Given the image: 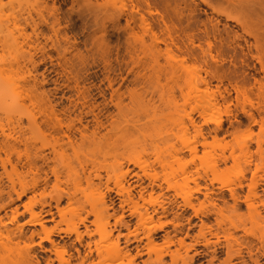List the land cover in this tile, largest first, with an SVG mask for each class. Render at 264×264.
I'll use <instances>...</instances> for the list:
<instances>
[{
	"label": "rangeland",
	"instance_id": "obj_1",
	"mask_svg": "<svg viewBox=\"0 0 264 264\" xmlns=\"http://www.w3.org/2000/svg\"><path fill=\"white\" fill-rule=\"evenodd\" d=\"M150 2L148 7L137 0H0V26L11 31L20 42L18 52H13L4 44L5 34H0V92L9 95L0 100V156L7 159L6 170L0 166V196L3 197L0 206L9 202L7 192L11 191V179L16 181L18 174L26 171L11 148L19 146L23 162L32 160L38 167H44L40 176L50 170L48 166L62 171L58 188H53L54 178L48 172L51 176L48 193H54L55 189L81 199L96 196L97 186L92 187L86 181L89 173L99 171L102 174V191L106 184L115 189V174H120L131 196L142 205L141 211L149 208L151 212L149 204L139 200L141 193L148 199L151 190L142 171L148 163V171L157 174L156 183L161 185V188L155 187L153 196L157 197V203L166 207V211L157 207L154 218L165 224V230L171 236L184 237L188 229L190 235H194L202 223L216 227L219 223L229 225L230 222L245 226L251 235L258 233L260 236L264 234V224L252 223L245 207L238 214L226 210L218 216L197 217L184 205L182 197L193 195L202 201L204 193H208L213 201L223 206L217 200L219 196L230 201V194L235 189L247 193L256 165L262 166L256 179L264 176V123L258 115L259 112L264 116V97L258 95L256 88L248 91L246 96L237 97L228 83L231 80L233 84L238 82L250 87L253 76L261 78L263 72L257 57H264V52L257 54L252 49L249 54L246 45L253 43V38L247 36L234 20L226 18L229 14L243 19L239 7L214 1L208 5L203 0ZM253 8L264 19V13L256 6ZM141 15L158 32L163 29L161 18L164 15L185 45L190 38H194L197 45L206 35H216V44L219 45L221 38L224 45L212 51L216 61L209 58V68L201 51L192 46L186 55L174 51L172 58L168 54L160 57L161 65L168 62L176 65L173 76L152 68H138L134 60L141 59L143 54L133 53L131 41L133 32L136 37L145 35L144 30L133 22L134 18L138 22ZM251 16L249 20L256 21L258 16ZM257 31L264 34V24ZM235 33L240 36L238 42L243 51L239 46L236 50L232 47ZM16 57L19 64H16ZM207 69L214 78L205 73ZM217 77L224 78L223 83ZM202 78L210 80L208 95L202 91ZM192 82L199 97L186 101L175 83L186 86ZM218 86L221 91L228 87L230 94L224 93L222 98L217 94ZM161 91L165 95H161ZM189 91L184 88L185 94ZM208 100L216 107L202 115L201 107ZM52 108L63 126L75 121L73 127L79 128L72 144H63V149L56 142L59 136L54 131L58 127L57 121L50 120ZM250 113L255 114L256 123H251ZM190 118L197 126H202L207 140L205 146L200 144L202 138H197L189 125ZM217 121H221L219 126ZM192 145L197 146L196 154L188 150ZM53 147L56 155L52 153ZM233 150L234 155L230 157ZM39 154L50 158L48 165L42 164ZM223 155L229 157L225 162ZM157 157L161 164L156 161ZM134 159H140V163H135ZM196 170L202 175L200 192H196L197 186L192 181V177L197 176ZM23 175L28 180L33 176L27 172ZM240 183L242 187H239ZM258 191L263 192L260 188ZM12 197L15 199L14 194ZM112 197V206L119 211L120 197L115 193ZM26 201L27 197L16 200L6 210L7 215H12L17 208L14 216L18 225L24 224L29 217L24 208ZM6 211H1L0 216L4 217ZM109 211L113 212L112 209ZM68 213L62 228L67 223L78 222L77 213ZM84 216L82 212L81 217ZM89 220L92 224L87 222V225L94 231L95 218L90 216ZM4 221L8 227H13L8 218L4 217ZM135 221V218L131 220L132 223ZM113 222L110 219L111 227ZM45 225L49 228L53 223ZM39 229V226L24 225L27 235ZM80 229L82 231L84 227ZM122 232L126 233V230L122 229ZM163 235L164 232L158 233V242H162ZM241 235L239 231L237 236ZM98 238L95 235L92 240ZM85 239L89 241L86 236ZM64 241L71 246L78 245L74 235L64 237ZM39 243L49 247L41 237L35 236L36 249H39ZM121 243L123 246V237ZM193 253L188 252L189 255ZM149 258L155 259V254L149 256L145 251L137 258V263L143 264ZM207 259L191 264H208ZM165 261L169 264L170 257L166 256Z\"/></svg>",
	"mask_w": 264,
	"mask_h": 264
},
{
	"label": "bare ground",
	"instance_id": "obj_2",
	"mask_svg": "<svg viewBox=\"0 0 264 264\" xmlns=\"http://www.w3.org/2000/svg\"><path fill=\"white\" fill-rule=\"evenodd\" d=\"M144 2L150 7V0H137ZM216 2L218 4L226 2L229 5L239 7L244 18H234L229 14L226 15L227 19L234 20L239 24L244 33L252 37L254 42L247 44V50L250 54L252 49L257 54L264 52V34H260L257 29L264 24V19L259 16L252 6L258 7V9L264 13V0H203L206 4L210 2ZM138 5V3H137ZM139 10V9H138ZM252 14L258 16L256 21L251 22L249 19L252 18ZM133 22L138 27L144 30L145 35L136 37V33L133 32L132 49L133 53H142L143 57L138 60H134L138 68L142 69L152 68L158 72L165 71L171 76L176 73V65L173 63H166L161 65L160 57L164 54H168L171 58L174 56L173 52L177 51L181 55H186L187 50L197 47L205 58V64L209 68L210 60H214L212 57V51L221 49L224 45L223 40L219 39V45L216 44L218 37L216 35L210 37L206 35L203 42L194 44V38L188 39V45L184 44V40L174 30V25L164 15H162L161 22L163 29L156 31L152 23L144 16L133 19ZM0 34H5V45H8L13 52H18L19 39L14 36L11 31H7L1 28ZM147 37V38H146ZM232 39L233 49L239 46L242 51L243 47L238 42L240 36L235 35ZM147 42H149L147 44ZM163 45L164 48L161 46ZM229 47L231 45L229 44ZM209 58H211L209 60ZM260 62V70L263 72L261 78L253 76V82L251 86L245 84L240 85L238 82L233 84V81L228 80L229 85L235 90L237 97L246 96L248 91H252L254 88L257 89L258 95L264 97V57H257ZM16 64H19L18 57H16ZM205 73L214 78L213 74L208 69ZM220 83H223L224 78L217 77ZM203 89L202 91L208 95L210 86V80L205 78L201 79ZM180 93L185 97L186 101L196 100L199 97L198 89L194 82L190 85L180 86ZM188 88L190 91L185 94L184 88ZM225 94H230V89L224 87L221 91L218 86L217 94L222 98ZM165 95L163 91L160 93ZM7 94L0 92V100L6 98ZM12 97V96H11ZM216 105L213 101L208 100L205 105L201 107V114H208L215 109ZM259 111V108H258ZM262 111L264 112V103L262 104ZM261 123H264V116L258 112ZM249 118L251 123H256L255 114L250 113ZM55 119L57 121V128L54 129L59 135L56 138V142L63 149V144H72L74 134L79 128L73 127L74 122L64 125L66 130H63L62 120L56 116L55 111L51 109L50 120ZM81 124V118L78 120ZM221 121H217L216 125H220ZM183 127L186 128L185 123H182ZM189 125L195 130V136L202 138L201 145L207 144L206 137L203 132L202 126H197L193 118L189 119ZM62 142V144L59 143ZM6 148L8 145H5ZM17 154V159L21 163L22 169H26L25 172L33 174L30 180L27 179L25 172H21L17 176V180L11 179V191L7 192L9 202L0 206L1 211H6L11 203L16 200H22L27 197V201L24 203L25 211L29 217L24 224L18 225L17 218L12 215H7V211L4 217L8 218L9 223L12 224V228L8 227L4 222V217L0 216V264H138L137 258L142 257L146 251L149 256L154 253L155 259L149 258L143 261V264H167L165 257L168 256L171 259L169 264H191L199 262L206 258L208 264L218 262V264H264V234L258 236V233L249 231L243 225H236L230 222L229 225L217 224L216 227L206 226L204 223L200 226V229L194 235H190L189 229L185 233L184 237L171 236L169 231L165 230V224L161 223L159 219L155 220V215L158 213L157 207L166 211V207L157 203V197L153 196L155 187L161 188V185L156 183L157 174L150 173V164L143 166V176L149 180L151 187L148 193V199L145 198L144 194L139 195V200L144 203H148L152 208L149 212V208H145L144 212L141 211L142 205L139 204L138 200H135L131 196L130 191L123 184V176L115 174L116 187L115 189L110 187L108 184H104V191L101 190L102 174L99 171L89 173L86 178L88 185L96 187L98 191L96 196L76 198L75 195H71L66 192L64 195L63 190L57 191L54 189V193L46 192L48 186H51V176L54 178L53 188H58V183L62 175V171L57 167H50L49 171H44V176H40L39 172L44 170V167H38L36 162L28 160L23 162L21 155V149L19 146L11 147ZM53 154L56 155V148L53 147ZM191 154L197 153V146L192 145L188 147ZM1 151V148H0ZM234 150L230 153V157H233ZM39 158L42 164L48 165L49 157L46 154H39ZM229 157L223 155V162L227 161ZM6 161L0 156V163L2 169L6 170ZM135 163H140V159H134ZM156 161L161 164L159 157ZM14 170H17L14 168ZM262 171V166H255V171L252 173L251 183L247 185V193L243 194L238 190H233L230 194L228 201L224 196H219L218 201L222 202L223 206L219 205L216 201H213L208 193H204V199L201 201L197 196L186 195L182 197L184 205L190 208L194 215L208 216V215H220L224 211L228 210L233 213H237L245 207L248 213V219L255 225L264 224V176L260 179H256L258 172ZM50 172V175L49 173ZM196 177H192V181L195 182L197 189L196 192H200L199 179H202L199 171L196 170ZM109 175V171H107ZM194 176V175H193ZM110 177L108 176V182ZM173 188V185H169ZM242 187V184H239ZM263 192L260 194L258 189ZM206 190L207 187H205ZM1 183H0V194H1ZM112 193L120 197V210L117 211L112 205H114V199ZM15 195V199L12 195ZM29 195V196H28ZM2 199L3 197L0 196ZM195 199V200H194ZM65 202V203H64ZM110 202V205L108 204ZM209 205H208V204ZM127 208V209H126ZM110 209L113 210L110 213ZM128 211V214L126 212ZM77 213L78 222L67 223L65 228L61 227L62 222L66 218V214ZM84 212L85 216L81 217V213ZM93 216L95 221L93 224L96 225V229L91 231L87 222H92L89 217ZM58 218V219H57ZM126 218L136 219L135 223L131 220L127 221ZM110 219L114 222L110 223ZM45 223H53L52 227L47 228ZM24 225L39 226V230H33L29 235L24 231ZM80 227H84L81 231ZM133 227V228H132ZM122 229L126 230V233L122 232ZM241 231L242 235L237 236L238 232ZM164 232L161 238L162 242H158V233ZM178 232V230H176ZM181 232V231H180ZM43 236H40V235ZM74 235L78 245H69L64 241V237L69 238ZM95 235L99 236L97 240H92ZM142 235V236H139ZM35 236L41 237L42 241H46L49 247H45L41 243L38 244L39 249L35 248ZM85 236L89 239L86 241ZM124 238V245L121 244V238ZM187 239L190 241L188 242ZM134 244L133 247H130ZM175 248V249H173ZM198 248H202L198 250ZM37 250L44 253L41 255ZM135 254L132 255V251ZM189 251H194L192 255H189ZM184 252V253H183ZM202 264V263H201Z\"/></svg>",
	"mask_w": 264,
	"mask_h": 264
}]
</instances>
